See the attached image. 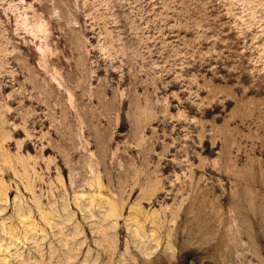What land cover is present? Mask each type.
I'll return each instance as SVG.
<instances>
[{
	"label": "rangeland",
	"instance_id": "rangeland-1",
	"mask_svg": "<svg viewBox=\"0 0 264 264\" xmlns=\"http://www.w3.org/2000/svg\"><path fill=\"white\" fill-rule=\"evenodd\" d=\"M0 264H264V0H0Z\"/></svg>",
	"mask_w": 264,
	"mask_h": 264
}]
</instances>
